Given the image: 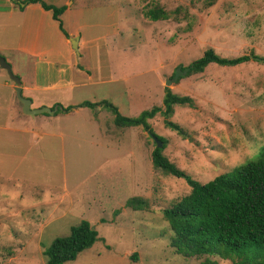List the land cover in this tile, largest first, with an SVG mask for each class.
<instances>
[{
	"label": "rangeland",
	"instance_id": "obj_1",
	"mask_svg": "<svg viewBox=\"0 0 264 264\" xmlns=\"http://www.w3.org/2000/svg\"><path fill=\"white\" fill-rule=\"evenodd\" d=\"M51 1L58 7L67 2ZM73 1L48 29L65 37L59 21L64 31L80 28L81 52L71 42L65 50L54 38L59 62L45 57L24 64L32 69L34 61L38 83L50 86L36 92L41 100L67 107L105 99L135 117L154 105L163 108L168 87L194 101L174 105L168 118L185 135L166 126L161 113L148 123L179 168L205 183L256 158L264 146L263 63H211L169 86L165 81L209 47L222 57H264V0ZM154 8L169 18L151 20L146 11ZM4 82L14 83L0 67V264H45L51 242L83 220L99 239L65 264H199L205 258L232 264L183 257L170 246L173 231L162 210L190 187L153 170L155 141L142 125L118 127L102 106L14 116L8 97H17ZM133 196L144 198L147 208L128 207Z\"/></svg>",
	"mask_w": 264,
	"mask_h": 264
},
{
	"label": "trees",
	"instance_id": "obj_2",
	"mask_svg": "<svg viewBox=\"0 0 264 264\" xmlns=\"http://www.w3.org/2000/svg\"><path fill=\"white\" fill-rule=\"evenodd\" d=\"M39 0H27L38 2ZM42 7L52 11L54 19L65 10V6L55 7L40 1ZM151 20L168 19L169 14L163 8L146 11ZM59 29L67 36L59 21ZM257 60L264 64V57L253 52L236 57H222L213 48H206L200 57L193 60L187 76L203 72L211 63L220 66H236ZM172 73L171 76H173ZM181 78L178 79V81ZM193 99L188 95H179L164 87L161 108L158 105L141 111L135 117L123 116L117 106L103 99L99 102L83 101L76 106L62 107L54 104L59 112L68 113L76 107L94 109L102 106L114 115L118 127L142 125L152 137L161 142V146L151 151L153 170L170 174L186 181L188 194L170 207L162 210L163 218L173 231L170 246L183 257L214 256L229 260L232 264H264V146L254 160L235 166L230 171L221 173L213 179L201 183L179 168L164 153L165 141L151 129L148 119L156 113L164 117V124L185 135L182 128L168 118L173 114L174 105L193 106ZM147 201L139 196L127 199L126 205L133 210H144ZM98 232L85 220L72 226L68 235L55 238L45 249V264H65L75 260L83 250L90 248L98 240ZM199 264H216L215 260L205 258Z\"/></svg>",
	"mask_w": 264,
	"mask_h": 264
},
{
	"label": "crops",
	"instance_id": "obj_3",
	"mask_svg": "<svg viewBox=\"0 0 264 264\" xmlns=\"http://www.w3.org/2000/svg\"><path fill=\"white\" fill-rule=\"evenodd\" d=\"M40 1L47 5L58 7L51 0H39L38 2L29 3H27V0H0V55L11 65L13 73L20 78L22 95L31 99L30 107L39 108L47 105L51 108L53 104L49 105L45 99L41 100L36 94L40 86H42V89H48L50 87L40 85L35 78L36 63L34 61L32 62V69L26 68L24 64H30L28 59L44 60L43 58L45 57L48 58L45 61L49 64L59 62L58 57L60 53L59 51L54 53V46L51 42L54 38L59 40L62 47L66 50V47L68 45L70 46L69 38L77 36L79 53L86 40L82 37L83 32L80 31V28H78L76 34L65 31L67 33L65 37L50 36L48 28L51 26L50 22L55 19L52 16V11L44 9ZM62 1H67L62 4L66 7L64 12L71 11L75 1ZM71 15L69 14V16ZM14 53L16 57L15 61H13V57H10ZM16 66H18L20 71L17 70ZM30 72L32 73L31 76L28 74ZM4 83V87L14 90L15 83ZM8 101L9 105L7 110L12 112L11 115L15 116L18 113L21 116L26 115L22 112V104L17 98L14 100L12 94H9Z\"/></svg>",
	"mask_w": 264,
	"mask_h": 264
},
{
	"label": "water",
	"instance_id": "obj_4",
	"mask_svg": "<svg viewBox=\"0 0 264 264\" xmlns=\"http://www.w3.org/2000/svg\"><path fill=\"white\" fill-rule=\"evenodd\" d=\"M71 44H72V48L77 52V54L79 53L78 52V47H77V42H78V37L75 36L74 38H69ZM0 67L2 69H5L6 72L8 73L10 79L15 83V86H14V91H15V94H16V97L18 99V101L22 104V112L26 115H30V116H33L35 114H39V113H49L50 115H54L55 112L57 111V108H50V107H46V106H42V107H39V108H31L30 105H31V99L30 98H27V97H24L22 95V92H21V81H20V78L13 73L12 69H11V65L5 60V58L3 56L0 55ZM190 67H187V68H184L182 69L181 66L177 67L176 68V71L174 72L173 76H171L170 78L166 79L165 81V85L166 86H169L175 82L178 81V79L181 77V76H184L188 73ZM154 141L157 142V146H161V142L154 137Z\"/></svg>",
	"mask_w": 264,
	"mask_h": 264
}]
</instances>
